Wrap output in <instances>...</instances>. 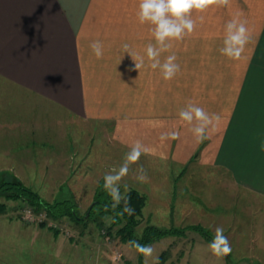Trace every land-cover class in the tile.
Returning a JSON list of instances; mask_svg holds the SVG:
<instances>
[{"label":"crops","instance_id":"0c3cea01","mask_svg":"<svg viewBox=\"0 0 264 264\" xmlns=\"http://www.w3.org/2000/svg\"><path fill=\"white\" fill-rule=\"evenodd\" d=\"M138 4L0 0V164L23 160L18 148L7 147H19L21 136L36 129L34 121L8 117L18 111L21 97L25 106L38 100L80 121L103 124L114 146L108 160L117 170L135 141L153 149L155 154H142L129 166L125 178L131 177L143 195L159 194V219L166 226H181L187 219L203 225L202 216L213 208L264 202V0H230L227 6L194 12L195 31L160 55L162 62L173 53L177 57L180 71L170 81L149 67L145 49L155 40L137 19ZM234 17L247 22L249 35L239 60L219 51L224 26ZM94 40L103 42L101 58L90 48ZM125 43L144 57L140 70L124 52ZM189 103L220 117L203 138L179 119ZM171 132L178 137L168 136ZM141 167L146 182L136 179ZM148 200L143 208L154 198ZM44 237L62 259L58 264H77L74 256L82 254L73 250L77 244L57 234ZM195 251L203 254L201 262L193 258L181 264H226L210 251ZM136 257V264H145L142 254ZM158 259L159 254L152 264Z\"/></svg>","mask_w":264,"mask_h":264},{"label":"rangeland","instance_id":"374dc122","mask_svg":"<svg viewBox=\"0 0 264 264\" xmlns=\"http://www.w3.org/2000/svg\"><path fill=\"white\" fill-rule=\"evenodd\" d=\"M18 100V111L12 113V116L7 115L9 119L12 117L10 121H34L36 129L26 132V135L21 132L24 135L21 136L19 147H7L9 150L18 148L23 160L1 163L0 181L15 176L47 201L73 198L78 203L79 212L83 213L91 202L99 178L115 169L107 156L114 146L109 143L106 127L80 121L70 113L54 106L50 109L38 100L34 106L29 101L25 106L21 97ZM32 132L34 135L27 136ZM131 182H134L131 177H124L119 182L122 194L129 188H135ZM144 195L149 198L148 201L151 197L154 201L146 203L143 208L142 220L136 228L137 235L147 223L146 219L150 224L168 227L159 219V194L148 195L147 192ZM0 203L4 205L0 212V264L62 262L53 253L55 247L51 245L50 239L44 237L55 235L54 232L72 244H77V248L72 246L73 250L83 254L74 256L77 264L79 261L83 264H129V261H134L136 264V250L129 243L122 242L113 230L107 232L110 224L108 215L82 224L67 217L52 219L20 199L0 195ZM226 207V211L217 207L211 209L207 217L202 216L201 225L212 238L215 228L222 227L232 247L230 255L213 257L226 264H264V202L253 200ZM100 220L102 224H97ZM185 221L181 226H174L189 225L194 219ZM42 222L44 226L39 225ZM208 244L209 241L199 234L187 231L185 236H169L151 243L153 255L144 258V261L145 264H152L159 254L156 264H181L193 258L201 262L204 256L195 250L209 251ZM193 250L195 252L192 257H188Z\"/></svg>","mask_w":264,"mask_h":264},{"label":"clouds","instance_id":"9594fccd","mask_svg":"<svg viewBox=\"0 0 264 264\" xmlns=\"http://www.w3.org/2000/svg\"><path fill=\"white\" fill-rule=\"evenodd\" d=\"M229 4L230 0H139L136 13L137 19L141 25H148L149 31L155 40L154 44L150 42L145 49L146 57L150 62L149 67L153 70L159 69L165 81L172 80L180 71V65L176 62L177 57L173 53L168 55L162 62L160 59L161 53L170 50L173 47V42L182 41L195 31L196 20L192 18L194 12L199 14L207 11L211 6L220 7ZM203 19V16L200 15L199 20L201 23H203ZM246 25L247 22L239 17H234L225 24L223 46L219 49L223 56L231 60H239L242 57L249 40ZM90 48L97 58L103 56L104 45L102 41L94 40L90 44ZM123 49L135 61V69L140 70L144 66V57L133 53L127 43L123 45ZM178 116L186 125L191 126L190 130L198 139L203 138L206 129L220 119L219 115H210L204 108L193 103H189L186 107L180 109ZM178 135V132L168 134L173 139L177 138ZM164 138L161 137V139ZM142 154L155 153L153 149L137 140L130 145V150L125 154L124 163L120 168L118 170L112 169L103 177V187L112 198V207L116 208L121 200H125L121 215L124 213L132 215L134 209L128 205L127 200L121 195L119 182L128 175L129 166L135 164ZM138 172L136 179L140 182H146L148 177L145 170L141 167ZM128 243L145 258L153 255L154 249L151 245L140 244L135 240ZM208 249L213 256L218 258L231 254L232 247L222 227L215 228Z\"/></svg>","mask_w":264,"mask_h":264},{"label":"trees","instance_id":"16d2710c","mask_svg":"<svg viewBox=\"0 0 264 264\" xmlns=\"http://www.w3.org/2000/svg\"><path fill=\"white\" fill-rule=\"evenodd\" d=\"M103 178L99 179L92 195L89 206L83 213L79 212L78 203L73 198L54 199L52 201L45 200L38 192L28 185L22 183L15 176L2 178L0 181V195L8 198H16L25 201L37 211L45 212L46 216L52 219L67 217L76 223L85 224L88 220L97 221L102 216L110 217L108 231L113 230L116 236L124 242L131 240L138 241L140 244L150 245L151 243L169 236H185L187 231H193L199 234L204 240L211 241L212 236L207 229L200 224H189L183 227L170 225L168 227H160L154 224L146 223L140 234H136V228L142 220L143 207L146 197L138 190L129 188L121 195L127 200L128 205L134 209L132 215L121 211L125 206V200H121L119 206L112 207V198L103 187ZM4 205L0 203V212L3 211ZM97 224H102L100 220ZM44 226V222L39 224ZM58 234L57 232H54ZM133 248V247H132Z\"/></svg>","mask_w":264,"mask_h":264}]
</instances>
